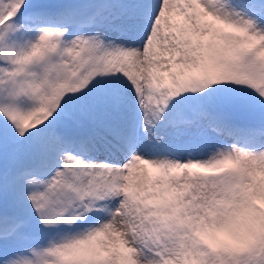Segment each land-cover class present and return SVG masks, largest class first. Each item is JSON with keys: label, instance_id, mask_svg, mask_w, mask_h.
I'll use <instances>...</instances> for the list:
<instances>
[{"label": "snow or ice", "instance_id": "1", "mask_svg": "<svg viewBox=\"0 0 264 264\" xmlns=\"http://www.w3.org/2000/svg\"><path fill=\"white\" fill-rule=\"evenodd\" d=\"M264 185V0H0V264H180Z\"/></svg>", "mask_w": 264, "mask_h": 264}, {"label": "clouds", "instance_id": "2", "mask_svg": "<svg viewBox=\"0 0 264 264\" xmlns=\"http://www.w3.org/2000/svg\"><path fill=\"white\" fill-rule=\"evenodd\" d=\"M180 264H264V185L219 200L197 222Z\"/></svg>", "mask_w": 264, "mask_h": 264}]
</instances>
